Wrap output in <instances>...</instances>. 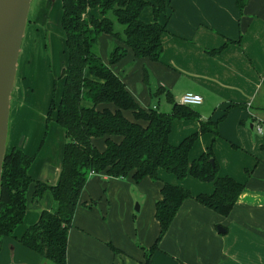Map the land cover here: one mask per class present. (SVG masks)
<instances>
[{"label": "crops", "instance_id": "1", "mask_svg": "<svg viewBox=\"0 0 264 264\" xmlns=\"http://www.w3.org/2000/svg\"><path fill=\"white\" fill-rule=\"evenodd\" d=\"M170 4L167 14L160 18L165 22L166 16L169 17L167 32L163 35L162 60L136 58L128 48L127 56L113 68L145 108L161 110L160 100L167 99L166 93L156 97L151 94L144 82L146 67L154 89L165 87L175 100L185 92L201 94L203 102L194 107L200 106L197 110L202 119L218 120L227 112L219 123V136L201 135L202 149L190 159L213 143L219 175L233 176L245 182L246 188L226 216L193 198L186 199L153 252L151 262L264 264V0H247L243 12L237 0H170ZM147 8L141 17L151 22L152 8ZM100 40L101 43L114 41L108 34L101 35ZM17 85L11 108L20 88ZM129 111L124 110L125 115L134 119ZM199 128L200 122L196 130ZM26 133L22 129L11 135L9 130L8 147H19L33 155L34 148L26 147ZM66 140L56 160L37 154L30 169L35 179L49 184L59 181ZM94 143L100 150L106 147L103 137L95 138ZM161 170V180L148 176L137 183L145 196L139 210L136 209L141 214L133 217L128 225L110 222L108 203L102 196L106 187L115 191L130 187V180L134 181L106 173L90 176L69 231L68 264H146V251L160 233L155 212L164 181L182 185L193 194L214 190L212 182L200 181L191 175L180 181ZM34 191L35 185H32L25 220L15 231V237L0 239V264H54L20 241L43 210L55 211L58 207L51 192L35 199ZM109 191H105L107 196L112 195ZM93 204L95 208L89 210L88 206Z\"/></svg>", "mask_w": 264, "mask_h": 264}, {"label": "trees", "instance_id": "2", "mask_svg": "<svg viewBox=\"0 0 264 264\" xmlns=\"http://www.w3.org/2000/svg\"><path fill=\"white\" fill-rule=\"evenodd\" d=\"M246 4L247 0H237L241 12ZM52 6L53 0H42L33 15L31 7L28 24L46 25ZM147 7L152 8L151 22L141 17ZM170 7V0H61V25L68 56L62 70L64 83L56 116L67 137L62 171L56 184L35 179L30 169L38 153L31 155L19 147L7 148L0 193V239L15 237V231L25 220L28 192L35 185V199L51 192L58 207L55 211H42L39 220L29 226L20 241L54 264H68L69 231L80 196L93 172L117 178L131 176L139 183L148 176L161 180L160 170L163 169L180 179L191 175L214 184L212 193L193 194L182 185L164 181L155 212L160 233L146 251V264H152L153 252L186 199L193 198L225 216L231 213L246 188L245 182L230 175H219L213 143L190 159V151L200 135L212 133L219 136V123L228 109L218 120L202 119L194 106L175 100L165 87L154 89L146 67L144 82L151 94L156 97L166 93L172 110L145 108L113 68L126 57L128 48L133 50L136 58L162 60L163 35L167 32L169 17L166 16L165 22L160 18ZM116 24L122 25V29ZM103 34L125 44L113 48L109 61H105L96 50ZM55 107L53 101L51 112ZM124 110H131L134 119L128 118ZM176 119L198 120L200 128L174 144L170 135ZM98 137L105 138L104 150L94 143ZM113 249L117 250L114 246Z\"/></svg>", "mask_w": 264, "mask_h": 264}, {"label": "rangeland", "instance_id": "3", "mask_svg": "<svg viewBox=\"0 0 264 264\" xmlns=\"http://www.w3.org/2000/svg\"><path fill=\"white\" fill-rule=\"evenodd\" d=\"M41 1L42 0H35L33 2L32 15L39 7ZM95 13L97 16H100L98 11ZM91 15L92 14H90V16ZM60 20L61 0H54L46 25L37 23L27 24L15 82V86L17 82L18 85H20V93L18 90L9 119V130L11 135L24 129L25 132H27V149H32L33 147V155L39 153L41 156L53 158L54 160L60 156L62 145L66 140L64 128L56 121L57 106L61 99L64 83L62 70L68 58L66 37L61 28ZM116 26L118 29H122L123 27L120 24H116ZM113 40L114 41L107 40L101 43L99 38V42L96 45L97 52L106 61H109L110 53L116 45L125 46L122 41L114 38ZM139 74L140 72L137 75ZM183 82H185L184 79ZM182 85L184 87L187 86L184 83H182ZM179 97L180 96H178L177 101L180 100ZM53 101H55L56 107L51 112ZM154 103H158V100L154 99ZM160 106L162 111L170 112L172 110V104L168 102L166 98L160 100ZM199 107L200 106H197L196 109ZM129 114L134 118V114L131 110ZM198 123L199 121L195 119H176L173 123L171 132V142L178 143L184 136L197 131ZM200 136V139L198 138L190 151L191 158L197 155L202 149H200V147L203 146L201 141L202 136ZM161 172L164 173L163 170H161ZM167 174L169 176L175 175L169 172ZM130 178L133 180L131 176H129V178L125 177V180H130ZM186 178L191 177L188 176L183 179L177 177L180 181ZM130 184H132L130 187L115 191H112L110 187H106L103 190L102 197L108 203L107 217L112 223H123V225H128V223L133 220V217H137L141 214V212L139 211V213L136 209L137 206H141L140 201L143 203L142 196L144 197L145 194H143V189L139 187L135 181L132 182L130 180ZM106 189L110 190L109 193H112V195L110 194V196H107L105 193ZM96 202H98V200H95V203ZM80 203L81 196L79 205ZM88 207L89 210L95 208L94 204ZM128 214L130 217H126Z\"/></svg>", "mask_w": 264, "mask_h": 264}, {"label": "water", "instance_id": "4", "mask_svg": "<svg viewBox=\"0 0 264 264\" xmlns=\"http://www.w3.org/2000/svg\"><path fill=\"white\" fill-rule=\"evenodd\" d=\"M32 3L33 0H0V193L3 164L8 148L12 93Z\"/></svg>", "mask_w": 264, "mask_h": 264}, {"label": "built area", "instance_id": "5", "mask_svg": "<svg viewBox=\"0 0 264 264\" xmlns=\"http://www.w3.org/2000/svg\"><path fill=\"white\" fill-rule=\"evenodd\" d=\"M179 102L185 105L196 106L203 102V96L196 92H185L181 95Z\"/></svg>", "mask_w": 264, "mask_h": 264}]
</instances>
